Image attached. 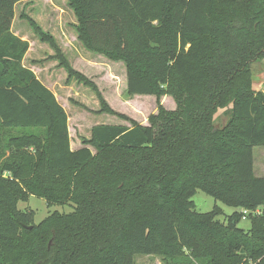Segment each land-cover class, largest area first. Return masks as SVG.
I'll return each instance as SVG.
<instances>
[{
    "label": "trees",
    "instance_id": "obj_1",
    "mask_svg": "<svg viewBox=\"0 0 264 264\" xmlns=\"http://www.w3.org/2000/svg\"><path fill=\"white\" fill-rule=\"evenodd\" d=\"M23 1L0 0V264H264V215L245 231L241 212L222 221L219 206L198 213L192 200L202 190L236 210L264 205L254 172L264 91L253 90L264 0H70L83 46L126 63L128 96L177 101L149 125H97L78 150L66 110L23 64L30 44L12 32ZM31 27L76 73L54 37ZM221 110L229 119L217 128ZM32 196L73 211L36 224L19 208Z\"/></svg>",
    "mask_w": 264,
    "mask_h": 264
},
{
    "label": "rangeland",
    "instance_id": "obj_2",
    "mask_svg": "<svg viewBox=\"0 0 264 264\" xmlns=\"http://www.w3.org/2000/svg\"><path fill=\"white\" fill-rule=\"evenodd\" d=\"M34 23L54 37L58 44L56 45L73 68L71 69L79 75L69 73V70L60 64L61 61L48 44H40V42L34 41L38 39L35 31L31 29V24ZM77 25L79 22L70 0L23 1L16 5L15 18L12 24L13 33L26 36L29 40L39 43L37 46L32 45L33 52L28 53L23 64L32 69L42 81L46 82L48 79L53 82V89L51 90L69 116V124L75 143L81 142L85 147L83 140L88 141L91 138L92 129L97 125L126 127H132L135 123L149 125L150 117L157 115L160 108L168 111L177 109V101L170 94H164L160 97L157 95L128 96L126 63L124 61H112L103 55L87 50L78 39ZM63 41H66L65 44ZM61 43L63 47H61ZM49 53H53V58L50 57ZM81 53H84L83 56ZM86 54L88 55L86 57L88 63L83 58ZM75 55H81L82 58L80 56L78 57L80 59H77ZM260 64V67L253 74V90L256 92L264 91V61H261ZM80 75L92 82L96 90ZM102 98L106 103L105 106L101 102ZM107 107L113 112L106 110ZM216 117L217 128L221 126L224 128L229 117L222 110L218 112ZM37 132V130H25L22 134ZM88 147L93 153L97 152L95 147L91 145ZM254 171L257 177H264V147L254 148ZM192 200L198 213H210L215 206H219L224 212L219 217L222 221L227 216L241 211V209L236 210L224 205L202 190H197ZM19 208L23 211H33L36 224L41 223L55 211L61 213L73 211L72 205L50 207L45 200L34 196L28 202H20ZM238 227L249 231L251 222L242 220ZM134 263L171 264L170 260L165 257L153 255L135 256Z\"/></svg>",
    "mask_w": 264,
    "mask_h": 264
},
{
    "label": "crops",
    "instance_id": "obj_3",
    "mask_svg": "<svg viewBox=\"0 0 264 264\" xmlns=\"http://www.w3.org/2000/svg\"><path fill=\"white\" fill-rule=\"evenodd\" d=\"M32 30H33V28H31ZM44 30V29H43ZM34 31V30H33ZM45 32H47L46 30H44ZM13 32V31H12ZM15 34V33H14ZM15 35H17V34H15ZM18 37H20V38H22L23 40H25V41H28L29 42V44H30V48H29V50H28V52H27V54H26V56H25V59L24 60H26V58H27V55H28V53H31V51H32V45L33 46H37V45H39V43H36L37 41L38 42H40V44H48L49 46H50V49H52V51H54V54L56 55V52H55V50L51 47V45L49 44V43H47V42H43V41H41V39L38 37V39H35L34 41H36V42H34V41H31V40H29L26 36H22V35H20V34H18L17 35ZM65 42L66 41H63V44H65ZM67 44V43H66ZM67 45H69V43L67 44ZM61 47H63L62 46V43H61ZM33 52V51H32ZM63 52H65V51H63ZM51 56L50 57H52L53 58V53H49ZM65 54H66V52H65ZM83 54L84 53H81V55L83 56ZM88 54V53H87ZM86 54V56H84L83 58H84V60L88 63V59L86 58L88 55ZM80 55V56H81ZM30 56V55H29ZM31 56H32V54H31ZM66 56H68L67 54H66ZM80 56H77V55H75V58H77V59H80V58H78V57H80ZM82 56H81V58H82ZM33 71V70H32ZM40 79V78H39ZM41 80V79H40ZM42 81V80H41ZM48 81V82H47ZM47 81L46 82H44V81H42L48 88H50V89H53V82H51V81H49L48 79H47ZM69 134H70V141H71V148L73 149V150H78V149H81V148H83V145L81 144V142L80 143H75L74 142V139H73V137H72V131H71V127H70V124H69ZM255 172V171H254Z\"/></svg>",
    "mask_w": 264,
    "mask_h": 264
},
{
    "label": "built area",
    "instance_id": "obj_4",
    "mask_svg": "<svg viewBox=\"0 0 264 264\" xmlns=\"http://www.w3.org/2000/svg\"><path fill=\"white\" fill-rule=\"evenodd\" d=\"M240 212L243 216V220H248L249 217H260L264 215V205L253 210L242 209Z\"/></svg>",
    "mask_w": 264,
    "mask_h": 264
}]
</instances>
